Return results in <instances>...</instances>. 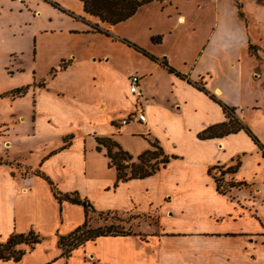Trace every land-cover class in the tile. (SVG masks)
Segmentation results:
<instances>
[{"label":"crops","instance_id":"1","mask_svg":"<svg viewBox=\"0 0 264 264\" xmlns=\"http://www.w3.org/2000/svg\"><path fill=\"white\" fill-rule=\"evenodd\" d=\"M11 2L49 20L34 30L29 68L19 62L11 71L17 81L0 93L28 87L0 98V243L30 231L40 242L16 246L21 258L0 264H264V218L219 194L212 178L215 166L264 156L243 131L197 138L225 117L194 85L235 108L264 148V0H153L115 25L85 14L80 0ZM58 15L71 22L53 27ZM62 61L68 64L60 70ZM132 74L140 78L146 121L121 126L136 103L128 91ZM103 137L133 157L156 142L169 162L115 186V169L104 149L96 150ZM47 180L96 212L145 219L140 232L100 236L63 257L58 238L83 224L84 210L59 203ZM142 224L153 229L141 231Z\"/></svg>","mask_w":264,"mask_h":264},{"label":"trees","instance_id":"2","mask_svg":"<svg viewBox=\"0 0 264 264\" xmlns=\"http://www.w3.org/2000/svg\"><path fill=\"white\" fill-rule=\"evenodd\" d=\"M83 5V12L92 17L97 18L102 23H107L109 25H115L120 22H123L133 16L139 7L150 3L153 0H80ZM235 1V0H234ZM52 6L58 7L56 4L51 3ZM236 7L238 9V15L242 18V13L240 12V5L236 2ZM97 32L101 30L97 25L91 27ZM160 37L152 38V42L158 43ZM133 47L145 55H147L143 50ZM153 60L156 58L151 57ZM160 65L164 67L169 73H175L179 77H183L181 74L177 73L174 69L169 67L165 60L159 61ZM68 62L62 61L59 65L60 70L66 68ZM57 69H53L50 74L54 75ZM42 85V84H41ZM196 85L198 89L203 91L206 95L209 96L211 100L218 103L222 108L224 113L225 121L211 125L197 134V138L200 140L222 138L224 136L235 134L239 131L245 132L253 142L258 146L262 151L264 156V148L259 143L258 139L252 134L250 129L242 124L240 120L235 115V108L228 107L225 104L221 103L215 98L214 95L209 94L208 91L204 89L202 85ZM28 87H22L5 94L0 95L4 96H22L26 93ZM150 148L143 151L136 158H133L128 152L124 151L115 141L111 138L103 137L96 138V150L98 152L104 149L105 156L108 159V167H112L116 171V182L115 186L119 182H126L132 179H144L154 175L161 168L165 167L169 162V157L164 155L162 149L157 145L156 142L148 140ZM240 162L237 160L234 165L227 168L221 166H215L214 169L219 173L218 176L213 175V181L215 183V189L219 194L225 195L232 188H241L246 186L244 182H233L231 179L226 180V176L234 174ZM39 174L38 172H36ZM43 177V176H42ZM50 185L51 191L54 198L59 202H69L71 204L80 205L84 210L85 220L83 224L75 228L69 234L61 236L58 238L57 245L62 251V256L67 258L70 256L71 252L84 244L86 241L94 240L100 236H126L131 235L132 231L125 230L123 227L109 224L107 226H97L91 227L89 225L91 212H96L88 200L81 198L78 193H65L62 194L59 192L54 184L47 180ZM99 215L105 214L116 215V212H98ZM40 242L39 236L30 231L27 234H12L4 243H0V259L1 260H13L18 261L21 256L24 254L22 250H16L15 247L21 244L28 245L32 247L33 245Z\"/></svg>","mask_w":264,"mask_h":264},{"label":"rangeland","instance_id":"3","mask_svg":"<svg viewBox=\"0 0 264 264\" xmlns=\"http://www.w3.org/2000/svg\"><path fill=\"white\" fill-rule=\"evenodd\" d=\"M20 10L22 11L20 12ZM47 14L45 12L41 17H33L31 12L20 8L18 2L0 0V93L17 81L16 77H11V71H15L19 62L26 70L31 65L32 35L35 29L47 25L49 20ZM58 16L60 17L53 18V27H63V25L71 22V19L65 17V15ZM20 53H22V57H20ZM27 74L28 80L32 78L31 73ZM128 129L125 128L124 131ZM125 140L129 141L130 139L125 137ZM148 145L150 147L149 142ZM136 157L134 156L133 158ZM236 161H234V164ZM239 162L237 171L231 177H235L234 180L237 182H244L246 186L234 189V191H230L225 195L246 206L247 210H257L258 215L264 218V159L252 157L251 160L246 161L242 165L241 161ZM213 174L219 175L216 170L213 171ZM256 189H259V192ZM89 216V225L91 227L107 226L112 223L132 232H140L138 231L139 224L145 220L124 212H117L116 215L108 216L105 214L99 215L98 212H91ZM140 229L148 232L153 228L148 224H142ZM214 253H217L216 248Z\"/></svg>","mask_w":264,"mask_h":264},{"label":"built area","instance_id":"4","mask_svg":"<svg viewBox=\"0 0 264 264\" xmlns=\"http://www.w3.org/2000/svg\"><path fill=\"white\" fill-rule=\"evenodd\" d=\"M140 78L136 74H132L128 77V91L134 97L136 103L132 113L120 120V125H126L130 121L137 123H145L146 117L142 105V92L139 85Z\"/></svg>","mask_w":264,"mask_h":264}]
</instances>
